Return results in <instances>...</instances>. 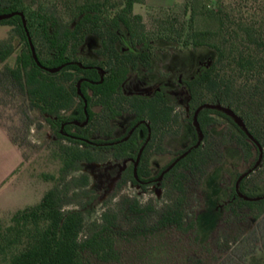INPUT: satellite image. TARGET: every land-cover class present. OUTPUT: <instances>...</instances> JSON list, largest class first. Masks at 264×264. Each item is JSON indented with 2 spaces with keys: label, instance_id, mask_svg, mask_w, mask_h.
Listing matches in <instances>:
<instances>
[{
  "label": "trees",
  "instance_id": "trees-1",
  "mask_svg": "<svg viewBox=\"0 0 264 264\" xmlns=\"http://www.w3.org/2000/svg\"><path fill=\"white\" fill-rule=\"evenodd\" d=\"M55 1L49 5L50 0H0V26H12L8 38L0 41V107H15L25 119L36 109L58 139L70 141L60 149L63 172L81 169L83 162L105 161L109 151L115 160H130L116 174L119 185L146 186L154 180V145L171 131L179 97L166 83L149 93H127L126 82L131 74L155 70L160 45L213 51L211 61L179 79L189 120L197 123L195 139L161 170L178 196L153 224L146 220L152 206L134 200L125 208L127 217L138 219L136 226L122 230L117 217L104 212L82 237L85 211L66 209L58 185L40 202L14 211L9 223L0 222V264H122L119 243L128 235L163 229L185 234L195 229L196 221L186 218L185 185L192 175L205 174L212 159L199 143L200 132L208 137L210 127L222 121L246 156L260 152L263 141L240 112L238 88L251 84L264 97V0H215L214 5L185 0L180 13L151 10L149 21L134 12V5L146 0ZM89 36L100 41L99 58L82 56ZM16 39L22 49L12 65L8 59ZM126 111L133 114L128 132L111 140L95 137L104 122L112 134L111 123ZM231 112L241 115L247 126ZM11 139L20 148L18 140ZM224 210L239 222L256 221L249 238L257 242L243 260L263 253V186L254 184L250 175H240Z\"/></svg>",
  "mask_w": 264,
  "mask_h": 264
},
{
  "label": "rangeland",
  "instance_id": "rangeland-1",
  "mask_svg": "<svg viewBox=\"0 0 264 264\" xmlns=\"http://www.w3.org/2000/svg\"><path fill=\"white\" fill-rule=\"evenodd\" d=\"M52 1L55 0H50L49 5H53ZM203 1L214 5L212 3L215 0ZM184 2L185 0H146L145 4L136 3L134 12L149 21L154 10L180 13ZM11 30L12 26L1 25L0 41L8 38ZM14 45L15 51L8 59V63L12 65L22 49V43L18 39L14 41ZM99 47V39L89 36L82 49V56L99 58L96 54ZM156 54L155 70L131 74L125 85L127 93H149L159 84L166 83L179 97L171 131L163 139L158 137L154 145L155 153L151 158L154 180L146 183V186L131 182L119 185L116 174H120L130 160H115L109 151L103 149L100 152L105 151L109 155L105 161L83 162L81 169L63 172L60 149L71 144L70 141L58 139L38 110L30 111L31 118L25 119L17 108L1 106L0 122L10 138L18 140L23 155V161L9 179V185L5 184L0 191L1 223H9L14 211L40 202L45 193L56 185L60 186L66 209L79 208L85 211L86 226L82 237L87 234L92 222L101 220L104 212L115 215L122 230H130L136 226L138 219L127 217L125 208L134 200L142 206H152L153 209L146 216L147 224H153L157 220L163 208L178 196L170 183L165 181L161 170L173 162L178 151L190 147L195 139L194 126L197 127L196 122L192 124L189 120L186 98L179 79L181 76L194 74L201 65L211 61L213 51L206 47L194 49L168 43L160 45ZM238 91L240 112L256 126L263 141L260 152L254 150L251 157L246 156L242 147L234 141L231 127L222 121L210 127L208 137L200 132L199 143H203L211 152L212 159L205 174L192 175L185 185L186 218L187 221H196L195 229L185 234L174 229H163L128 235L119 243L124 251L122 264H264V252L243 260L244 254L257 242L249 238V232L256 221L249 218L239 222L229 218L224 210L230 190L240 175H250L254 184L264 188V97L248 83L241 85ZM231 113L241 125L247 126L241 115ZM132 118L133 114L126 111L111 123L114 131L109 135L108 124L104 122V127H99L95 137L105 140L121 137L128 132ZM250 137L253 138L252 135ZM4 138L0 131L2 174L7 169L11 173L12 168L20 163L19 158L13 161L11 148L5 144ZM258 245L260 246V242Z\"/></svg>",
  "mask_w": 264,
  "mask_h": 264
},
{
  "label": "crops",
  "instance_id": "crops-1",
  "mask_svg": "<svg viewBox=\"0 0 264 264\" xmlns=\"http://www.w3.org/2000/svg\"><path fill=\"white\" fill-rule=\"evenodd\" d=\"M0 131L3 132L4 136H5V144L11 148L12 151V155H13V161L19 158L18 161V165L13 169V171L11 173H8V169L7 171L3 174H0V191L2 190V188L4 187V185L6 184L7 186L9 185V179L11 178V176L14 174L15 170L18 169V167L21 165L22 161H23V155L21 152V149L12 141V139L9 136L8 131L5 129V127H3L0 123Z\"/></svg>",
  "mask_w": 264,
  "mask_h": 264
},
{
  "label": "water",
  "instance_id": "water-1",
  "mask_svg": "<svg viewBox=\"0 0 264 264\" xmlns=\"http://www.w3.org/2000/svg\"><path fill=\"white\" fill-rule=\"evenodd\" d=\"M22 16H23V19H24V21H25V16L22 14ZM28 35H29V33H28ZM32 47H33V45H32Z\"/></svg>",
  "mask_w": 264,
  "mask_h": 264
}]
</instances>
